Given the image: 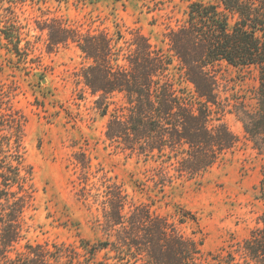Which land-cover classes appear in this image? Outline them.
<instances>
[{
	"label": "trees",
	"instance_id": "1",
	"mask_svg": "<svg viewBox=\"0 0 264 264\" xmlns=\"http://www.w3.org/2000/svg\"><path fill=\"white\" fill-rule=\"evenodd\" d=\"M5 26L0 31L12 53L25 60L16 29ZM39 29L46 30L49 50L73 43L87 61L79 75L97 95L101 115L109 113L107 145L152 171L142 181L131 175V185L139 192L150 188L147 182L163 192L166 186L196 179L236 146L238 137L225 123L211 124L217 105L214 66L225 62L254 71L255 108L241 102L236 114L263 159L255 190L264 202V0L190 2L183 23L165 33V50L152 47L138 28H131L125 39L117 24L111 33H84L55 18ZM114 93L121 95L120 102H107V95ZM9 96L0 85V264H211L199 241L180 233L173 220L152 209L151 201H131L123 182L105 185L95 195L102 197L97 217L101 240L21 244L24 211L32 199V170L23 156L27 119ZM81 188L85 200L90 192L85 185ZM176 213L179 223L196 220L181 207ZM257 223L225 254L220 248L208 255L217 263L264 264V210Z\"/></svg>",
	"mask_w": 264,
	"mask_h": 264
},
{
	"label": "rangeland",
	"instance_id": "2",
	"mask_svg": "<svg viewBox=\"0 0 264 264\" xmlns=\"http://www.w3.org/2000/svg\"><path fill=\"white\" fill-rule=\"evenodd\" d=\"M192 1L196 0H0V29L15 28L19 47L26 52L25 60L18 59L0 31V85L27 119L22 145L25 164L32 170V199L24 211L21 244L27 240L76 245L80 237L101 240L97 217L101 218L102 197L95 195L102 194L105 185L120 182L131 201H151L156 213L173 220L184 236L199 241L211 264L224 263L212 260L208 253L224 248L225 254L229 245L235 246L257 227L264 202L256 198L255 187L263 159L251 147L236 114L241 102L247 109L255 108L254 71L225 62L214 66L217 105L211 124L225 123L238 137L236 146L196 179L166 186L163 192L147 182L150 188L139 192L131 179L146 180L152 171L107 145L104 131L109 113L101 115L97 95L90 93L79 75L87 61L73 43L49 50L46 30L39 29L55 18L84 33L95 29L111 33L117 24L125 39L131 28H138L152 47L165 50V33L183 23ZM120 100L118 93L106 98L110 103ZM84 185L92 195L85 200L80 196ZM179 207L196 220L179 223Z\"/></svg>",
	"mask_w": 264,
	"mask_h": 264
}]
</instances>
